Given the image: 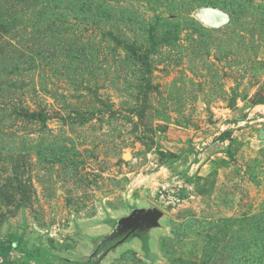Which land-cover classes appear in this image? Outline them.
Segmentation results:
<instances>
[{
	"label": "rangeland",
	"instance_id": "1",
	"mask_svg": "<svg viewBox=\"0 0 264 264\" xmlns=\"http://www.w3.org/2000/svg\"><path fill=\"white\" fill-rule=\"evenodd\" d=\"M0 243L264 264V0H0Z\"/></svg>",
	"mask_w": 264,
	"mask_h": 264
},
{
	"label": "water",
	"instance_id": "2",
	"mask_svg": "<svg viewBox=\"0 0 264 264\" xmlns=\"http://www.w3.org/2000/svg\"><path fill=\"white\" fill-rule=\"evenodd\" d=\"M161 215V210L155 207L149 209H134L128 216L118 221L117 234L124 232L127 228H136L141 224L146 228L155 227L158 225V219Z\"/></svg>",
	"mask_w": 264,
	"mask_h": 264
},
{
	"label": "trees",
	"instance_id": "3",
	"mask_svg": "<svg viewBox=\"0 0 264 264\" xmlns=\"http://www.w3.org/2000/svg\"><path fill=\"white\" fill-rule=\"evenodd\" d=\"M11 245V244H10ZM0 247H2V244L0 243ZM4 249L8 250L10 249L11 246L7 245V246H3ZM17 247V246H15ZM66 261V260H65ZM69 263L72 264H93L94 262L91 260H82V261H68Z\"/></svg>",
	"mask_w": 264,
	"mask_h": 264
}]
</instances>
